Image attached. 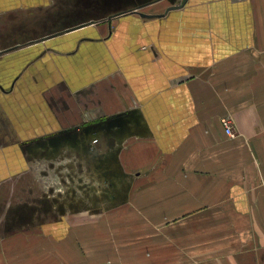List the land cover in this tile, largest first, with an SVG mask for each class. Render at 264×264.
Masks as SVG:
<instances>
[{
  "label": "crops",
  "instance_id": "0c3cea01",
  "mask_svg": "<svg viewBox=\"0 0 264 264\" xmlns=\"http://www.w3.org/2000/svg\"><path fill=\"white\" fill-rule=\"evenodd\" d=\"M181 2L53 5L25 21L47 34L0 41V186L82 126L121 138L130 186L108 212L2 229L0 264H264V0Z\"/></svg>",
  "mask_w": 264,
  "mask_h": 264
},
{
  "label": "rangeland",
  "instance_id": "374dc122",
  "mask_svg": "<svg viewBox=\"0 0 264 264\" xmlns=\"http://www.w3.org/2000/svg\"><path fill=\"white\" fill-rule=\"evenodd\" d=\"M143 2L145 0H45L43 4L49 7H41L37 13L21 10L20 7L26 4L23 0H0V41H22L30 35L37 38L41 33L47 34L48 29H27L25 21L41 22L49 16L47 11L55 9L53 5L71 13L80 11L82 13L74 15L83 19L91 15V11H107L117 5L121 10L129 4ZM84 10L88 12L83 13ZM82 128L84 134L70 131L67 138L45 144L40 157L29 161L28 172L12 177L0 186V233L2 229L29 228L74 210H86L91 214H100L103 210L108 212L127 199L129 182L126 175H118L114 160L118 145L116 148L115 143L111 146L112 141L102 134L100 145L105 144L102 148L105 154L100 155L96 143L92 142L97 137L91 139L86 135L89 128L95 127Z\"/></svg>",
  "mask_w": 264,
  "mask_h": 264
},
{
  "label": "built area",
  "instance_id": "2783aa9c",
  "mask_svg": "<svg viewBox=\"0 0 264 264\" xmlns=\"http://www.w3.org/2000/svg\"><path fill=\"white\" fill-rule=\"evenodd\" d=\"M220 122H221L223 129H224V133L227 136L233 137L235 135V133L233 131L230 119L228 117H223V118H221ZM97 134H98L96 136L97 138H93L92 142L96 143V148L98 149V153L103 155V154H105V151L102 148H104L105 144L100 145L101 141H102V138L100 136H102V134H101V132H98Z\"/></svg>",
  "mask_w": 264,
  "mask_h": 264
},
{
  "label": "water",
  "instance_id": "95a60500",
  "mask_svg": "<svg viewBox=\"0 0 264 264\" xmlns=\"http://www.w3.org/2000/svg\"><path fill=\"white\" fill-rule=\"evenodd\" d=\"M184 3H185V0H182V2H181V4L180 5H174L173 7H170V8H179V7H182L183 5H184ZM83 127V126H82ZM82 127H77L78 129H80L81 131L83 130V128ZM89 127H94V126H89ZM75 133H77L76 132V129H75V131H74ZM83 132V131H82ZM98 132H100L99 131V129L98 128H96L95 127V129H93V128H89L88 129V131H86V135L87 136H89L91 139L94 137V136H97L98 134ZM79 133V132H78ZM83 134H84V132H83ZM118 142H120V144H118V148H117V150H116V153L114 154V160H115V163H116V165H117V167H118V175L120 176V175H124L123 174V172H122V170L120 169V167H119V161H118V155H119V151H120V148H121V143H122V141H121V138H119L118 139ZM110 144H112L113 145V143L111 142ZM111 145V146H112Z\"/></svg>",
  "mask_w": 264,
  "mask_h": 264
}]
</instances>
